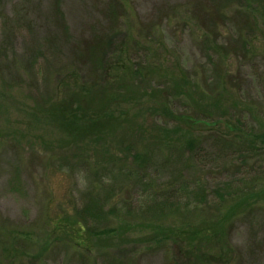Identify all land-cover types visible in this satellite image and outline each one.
Segmentation results:
<instances>
[{"label": "rangeland", "instance_id": "rangeland-1", "mask_svg": "<svg viewBox=\"0 0 264 264\" xmlns=\"http://www.w3.org/2000/svg\"><path fill=\"white\" fill-rule=\"evenodd\" d=\"M244 4L0 0V264H264V152L245 150L251 141L261 145L251 135L264 131V39L251 28L239 30L247 20ZM148 34L177 57L193 84L189 96L171 98L172 117L161 111L167 94L156 80L132 86L131 102L121 97L112 105L119 124L107 125L101 136L85 135L83 120L70 125L75 118L57 110L69 102L67 85L97 73L105 78L111 64L108 80L116 77L127 54L140 62L145 52L134 41L146 46ZM240 34L257 36L253 51L237 48ZM103 102L100 96L88 103L85 115ZM201 112L214 114V122L198 119ZM187 133L202 140L200 161L166 147ZM129 144L149 151L145 184L119 171L134 168ZM185 181V190L173 192L176 207L161 209L169 189ZM241 194L253 198L233 200ZM220 195L233 198L218 209ZM90 199L106 213L98 222L88 218L94 232L80 229ZM180 204L181 214L172 211ZM224 213L221 245L207 227L218 226ZM170 229L200 230V236L170 237ZM222 247L231 249L227 263L196 258L198 248L209 256Z\"/></svg>", "mask_w": 264, "mask_h": 264}, {"label": "trees", "instance_id": "trees-1", "mask_svg": "<svg viewBox=\"0 0 264 264\" xmlns=\"http://www.w3.org/2000/svg\"><path fill=\"white\" fill-rule=\"evenodd\" d=\"M253 5H256L258 7L257 9L253 7ZM246 16V23H239V29L242 31L244 28H251L252 31H255V33L259 34L260 36L264 39L263 32H261V26L263 28L264 26V0H245L244 4V10L241 12ZM259 15L260 17V25L259 22L256 20L254 15ZM248 18H252L254 23H250ZM257 37V36H256ZM255 37V38H256ZM255 38L249 39L246 38L243 35H239L238 42L236 44L237 48L242 51V53L247 54L250 51H253L252 49L255 48ZM147 39V45L142 46L141 43H139L137 40L134 41V44H136V49L141 48L144 50V58L140 62L137 61L136 58L132 57L131 54H127L126 57L121 56L118 60V63H120V73L108 80L110 77V71L112 68V64L108 65L106 69H109L108 73L103 72V75L105 74V78L101 77L102 74L97 73L91 76L90 78H83L81 79H75L72 80V84L67 85L68 86V96H69V102L64 106L63 103H60V107H58V111L61 112V114H67L70 117L73 116L75 119H69L67 122H69L70 125H74V122H76V118L79 119L82 123L86 124L84 128V133L85 135L87 134H96L98 133V137L101 136V132L103 131L107 125L116 123L117 125L119 122L117 121L118 116L115 117L114 112H113V104H117L118 101H120V98L122 97L124 100L132 101L136 99L132 94V86L139 85L140 87H148L152 85L153 83L156 82V87L157 89H160L161 91L159 92H166V97H164L163 101L160 102L162 103L161 105V111L164 114V116L170 115L169 117H172V113L170 111V103H171V98H175L174 95L176 93H181L182 95H188L192 92V87L193 84L190 82V79L188 76L185 74L184 70L182 69L179 60L177 57L173 54L170 55L168 53V49L164 44L158 40V38L155 40V38H151V35L146 36ZM130 46V45H128ZM132 48V46H131ZM170 57H174L173 59H170ZM158 58L162 59V62L157 61ZM92 60H98L93 57ZM97 63V61H96ZM100 65V62L99 64ZM100 67V66H99ZM104 67V66H103ZM119 90V91H118ZM145 90V89H144ZM134 92V91H133ZM97 93V97L93 96V94ZM130 94V96L128 95ZM145 94V93H142ZM148 94V93H147ZM155 92H151L149 94L150 96L154 95ZM160 94V93H159ZM101 96L102 100L104 101L102 105H100V108L98 109V112L95 113L94 115H91L90 117H87L85 115L86 108L85 106L88 103L94 102L96 99H98ZM101 100V99H99ZM213 100V99H212ZM62 104V105H61ZM212 105H216L215 103H212ZM211 106V107H214ZM217 107V106H216ZM220 109V108H217ZM56 111V110H55ZM77 113H80L77 115ZM200 118L202 121H207V122H214L213 117L214 114L212 115L211 113H205L201 112ZM119 115H125L127 116L126 113L119 114ZM86 116V117H85ZM167 117V116H166ZM177 119L178 115H173L172 119ZM78 124V121L76 122ZM75 126V125H74ZM75 128V127H74ZM179 126L176 128V132H179ZM76 131V129H74ZM110 130H107V132ZM187 136L185 139H182L179 144H177L176 141L174 142H167L166 147L170 148L171 150L176 149L179 151V155L182 156L184 152L188 154V160L190 159L193 160H198L200 161V153H201V142L199 137H195L191 133H187ZM104 136V135H102ZM251 137L257 141L260 140L261 145H258L254 141L247 142L241 141V138H238L239 140L237 141L238 146L240 149L245 148L243 147L245 144H247L245 150H258L261 152H264V131L263 132H258L254 133L251 135ZM231 141V140H230ZM232 142V141H231ZM232 143H235L234 141ZM236 144V143H235ZM126 151L129 155L132 157V161L134 163V168L131 165L130 167L126 168H120L119 171L120 173L125 176L127 179L135 182L136 185L140 184H145V180L143 178V170L146 168V164L149 162V156L148 153L149 151L145 152H139V151H134L135 146L129 144L125 145ZM188 182L185 181L182 182L179 187H176L174 189H169L171 191V194L169 196L163 197L161 202L159 203V207L161 209H169L172 207H176V204L172 202L171 199H173L174 196V191H183L185 188L188 187ZM147 183V180H146ZM203 187L197 188L195 191L196 197L198 195H202L203 193ZM264 189V188H263ZM166 190V189H165ZM173 190V191H172ZM264 192V190L262 191ZM242 195V194H241ZM251 196V194H243L239 199H233V200H239L242 201V203H249L251 198L253 197H248ZM240 196V195H239ZM263 196V195H262ZM233 197L227 196V195H220V199L218 202H216V207L215 208H222L224 206L225 202H228L229 200H232ZM254 199L253 201H255ZM200 202L201 199L199 200ZM203 203H198V205L195 207L196 210L199 209ZM182 204L178 205V208H175L174 212H177L181 214L183 212ZM191 209L190 207H188ZM234 208L230 207L226 212L228 215L232 214V210ZM104 209L100 202H98L95 199H90V201L85 205V207L82 209L80 213V220L83 222V226H80V229L82 231H85L87 228L88 231L94 232V227L88 225V218L96 220H100L101 216L103 218V215H105ZM215 214V213H214ZM231 216V215H230ZM231 218V217H230ZM228 220L226 219V214L224 213L221 217V220L218 221L217 224L218 226H209L207 227L210 229V232L207 233L208 236H213L218 240V243L222 245V242L225 243V234H224V222ZM92 221V220H91ZM219 227V228H218ZM193 230V231H192ZM184 230L181 229L178 232H175L174 230L170 229V234L167 236H173V235H182L183 232L184 234L191 233L195 234L197 237L200 236V230ZM175 232V233H174ZM164 235L163 237H167ZM208 244H210L211 240H207ZM227 244V243H226ZM210 250V249H209ZM196 251V249L194 250ZM199 254H197L196 258L197 260H200V263H205V261H210V262H217V263H227L230 261L231 258V249L230 247H222L220 249L219 254H214V253H208L205 256L206 252L204 253L201 248H198L197 251ZM208 263V262H207Z\"/></svg>", "mask_w": 264, "mask_h": 264}]
</instances>
